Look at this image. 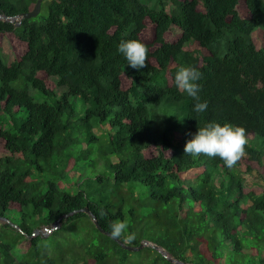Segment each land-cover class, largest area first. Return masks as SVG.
Returning a JSON list of instances; mask_svg holds the SVG:
<instances>
[{"label": "trees", "instance_id": "obj_1", "mask_svg": "<svg viewBox=\"0 0 264 264\" xmlns=\"http://www.w3.org/2000/svg\"><path fill=\"white\" fill-rule=\"evenodd\" d=\"M157 2L43 0L46 16L0 20L13 55L0 57V264H173L149 246L122 249L93 218L109 234L125 223L116 238L184 264H264V46L253 43L264 9ZM35 3L0 0V16ZM121 40L147 46L144 69L127 66ZM180 67L202 73L205 113L176 87ZM210 122L245 129L231 168L184 153Z\"/></svg>", "mask_w": 264, "mask_h": 264}, {"label": "clouds", "instance_id": "obj_2", "mask_svg": "<svg viewBox=\"0 0 264 264\" xmlns=\"http://www.w3.org/2000/svg\"><path fill=\"white\" fill-rule=\"evenodd\" d=\"M117 51L127 61V66L140 71L146 65L148 48L138 40H121ZM202 73L195 67H180L175 74V85L195 101L193 112L203 114L208 109V102L201 101L197 81ZM192 138L184 146V153L190 156L219 157L228 168L233 167L244 154L247 143L245 129L228 123L210 122L191 134ZM103 214V213H101ZM111 235L120 237L127 228L125 223L117 222L111 226ZM45 231H49L45 229Z\"/></svg>", "mask_w": 264, "mask_h": 264}, {"label": "water", "instance_id": "obj_3", "mask_svg": "<svg viewBox=\"0 0 264 264\" xmlns=\"http://www.w3.org/2000/svg\"><path fill=\"white\" fill-rule=\"evenodd\" d=\"M42 3H43V0H36L35 6H34V8H33L32 11L27 12V13H22V14L16 16V17L0 16V20H4V21H8V22H15L16 21V22H18L17 23V26H19L21 20H23V19H31V18L37 17L40 14ZM82 211L85 212L88 215H91V213L87 209H83ZM73 214L74 213L72 212V213H70V214H68L66 216L61 217V218H67L68 216H71ZM59 220L54 224V227L51 230H56L60 226ZM0 221H5V219L4 218H0ZM93 223H94L96 229L100 233H102V234H104V235L112 238L118 245H120L122 247V249H124L126 251H129V252H139L144 247H148L149 246L152 249H154L155 251H157L159 254H161V256L163 258L167 259L170 263H173V264H184V263L179 262V261H177V260H175L173 258H170L168 256L167 252L164 249H162L161 247L157 246V245H154V244H151L149 242L144 241L138 247L129 246L126 243L122 242L120 239H118L116 237H113L111 234L103 231L101 229V227L99 226V224L97 223V221L95 220V218H93ZM51 230H49L47 233H50ZM34 233L35 234H38V233H40V231L39 230H35ZM41 233L43 234V236H46V233L45 232H41Z\"/></svg>", "mask_w": 264, "mask_h": 264}, {"label": "rangeland", "instance_id": "obj_4", "mask_svg": "<svg viewBox=\"0 0 264 264\" xmlns=\"http://www.w3.org/2000/svg\"><path fill=\"white\" fill-rule=\"evenodd\" d=\"M157 1L158 0H140V2L142 4L146 5L147 7L151 8V9H155V10H157L156 8L158 7ZM258 3L260 5V7L264 9V0H258ZM41 10H42V8H41ZM40 15H42V16L47 15L45 5L43 6V10L41 11ZM253 43H254L256 49H261L264 46V24L260 25V27L254 32ZM187 49L192 52V55L194 57H200V56L205 55V51H202L200 49L195 50V46L193 44H190V46H188ZM0 57L4 63H6V64L12 63L13 55H12L11 47L6 41H3L0 44ZM59 92H61V91H58V93ZM95 132L98 133V130L96 129ZM244 178H245L246 184H249L250 186H255V185L260 184L259 180L256 179L253 175H251V176L245 175ZM14 228H15V226H14ZM41 232H46V231H45V229H41ZM35 235H37V234H35Z\"/></svg>", "mask_w": 264, "mask_h": 264}]
</instances>
